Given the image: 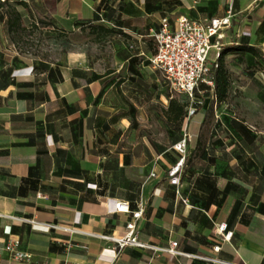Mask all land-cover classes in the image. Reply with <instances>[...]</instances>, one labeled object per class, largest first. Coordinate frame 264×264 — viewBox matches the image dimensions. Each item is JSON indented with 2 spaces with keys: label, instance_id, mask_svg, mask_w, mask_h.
I'll return each instance as SVG.
<instances>
[{
  "label": "crops",
  "instance_id": "obj_1",
  "mask_svg": "<svg viewBox=\"0 0 264 264\" xmlns=\"http://www.w3.org/2000/svg\"><path fill=\"white\" fill-rule=\"evenodd\" d=\"M253 1L1 4L0 236L19 235L23 247L51 264L65 257L68 244V257L82 264H145L146 259L154 264H264V130L220 114L202 137L204 112L192 132L185 114L177 132L187 123L192 140L180 197L167 171L180 155L172 144L181 138L172 140L170 135L166 143L133 134L146 108L143 103L149 112L154 108L151 60L129 59L133 52L126 45L113 62H90L78 51L68 52L61 62L46 60L16 44L4 7L19 10L26 26L72 30L89 22L105 23L134 39L156 30L162 15L173 21L180 13L206 17L233 6L250 11ZM262 19L255 18L248 31L233 26L232 31L230 26L227 38L246 33L254 40ZM257 40L264 46V37ZM117 199L128 200L133 208L142 204L138 236L146 246L126 245L117 254L100 236L125 231L129 214L116 210ZM218 220H225L233 234L216 250L210 232ZM172 239L181 252L161 249Z\"/></svg>",
  "mask_w": 264,
  "mask_h": 264
},
{
  "label": "rangeland",
  "instance_id": "obj_2",
  "mask_svg": "<svg viewBox=\"0 0 264 264\" xmlns=\"http://www.w3.org/2000/svg\"><path fill=\"white\" fill-rule=\"evenodd\" d=\"M263 3L264 0H254L250 11L248 9L238 11L233 6L230 27L232 31L233 27L239 30H250L251 22L257 17L264 16ZM4 7L9 8L7 5ZM91 24L89 22L72 30H48L34 24L19 28L14 35L17 39L16 44L21 49L35 52L41 58L54 62H61L68 52L76 53V51L84 52L90 62L92 60L102 63L103 61L113 62L120 58L119 49H122L123 45H126L131 52L139 50L138 57L143 58H146L145 54L149 56L155 51L152 33L127 39L123 33L116 30L105 31L97 27L93 29ZM252 41L258 42L255 35ZM258 45L259 52L239 51L224 54V61L231 72L228 95L223 101L216 102L215 90L212 87L209 91L198 94L195 99H207V104L203 101L204 103L197 105V111L190 119L191 132L201 116V110L204 112L200 130L202 137L209 134L211 123L216 117L215 113L226 118L236 116L246 121L253 129L264 130V57L260 55V52L264 53V46L259 42ZM142 51L145 54H142ZM213 54L214 48H211L209 58ZM154 75L156 79L152 99L153 111L149 112L148 104L143 103L146 108H143V112L138 115L139 120L136 122L137 127L133 134L137 137L144 135L147 139L156 138L167 143L171 128L165 127L167 122L164 117L170 97L187 103L186 114L192 100L183 92L171 89L159 69L154 68ZM192 103L195 105L199 102L193 100Z\"/></svg>",
  "mask_w": 264,
  "mask_h": 264
},
{
  "label": "built area",
  "instance_id": "obj_3",
  "mask_svg": "<svg viewBox=\"0 0 264 264\" xmlns=\"http://www.w3.org/2000/svg\"><path fill=\"white\" fill-rule=\"evenodd\" d=\"M232 17L231 8L221 15L206 17H194L180 13L173 21L169 16L162 15L160 26L152 32L156 45L155 51L149 56L142 51V54L151 60L153 66L162 72L171 89L181 91L192 101L199 102L194 105L191 101L186 114L187 123L190 116L197 111V105L204 103L202 98H195L198 94H203L208 86L214 85L213 71L218 65V55L222 46L226 43L236 42L234 38H227ZM211 48H214V54L209 58ZM219 115V113H215L217 118L220 117ZM187 123L183 126L181 139L172 144V147L177 149L180 155L167 171L169 181L175 185L174 191L180 197L182 196L179 187L181 174L189 149L188 144L192 140ZM150 174H155V171H151ZM183 199L185 200L186 197ZM115 208L117 211H126L129 214L125 220L124 233L116 235L113 232H105L100 236L111 242V247L117 254L126 245L146 246L147 244L138 236L137 220L143 211L142 204L139 203L136 208H133L128 200L117 199ZM210 234L211 238L215 240L212 248L219 250L221 242L229 241L233 233L225 220H218L214 223ZM176 245L177 240L172 239L168 246L161 249L166 250L169 254H177L181 251L177 249ZM64 250L66 255L58 264H82L68 257L71 250L70 244ZM0 264H51V262L47 259L37 258L30 249L23 247L19 235L9 234L6 237L0 236ZM145 264L154 263L151 259H146Z\"/></svg>",
  "mask_w": 264,
  "mask_h": 264
},
{
  "label": "trees",
  "instance_id": "obj_4",
  "mask_svg": "<svg viewBox=\"0 0 264 264\" xmlns=\"http://www.w3.org/2000/svg\"><path fill=\"white\" fill-rule=\"evenodd\" d=\"M17 2H23V0H16ZM234 1V0H233ZM8 3V0H0V5ZM234 3V2H233ZM9 8L6 9V21L8 22V31L10 36L16 39L14 35L16 30L26 26L23 21V15L17 9H14L9 4H7ZM110 16V14L107 13ZM92 23V22H91ZM93 29L97 27L101 30L110 31L114 30L113 27L106 25L105 23H92ZM27 27V26H26ZM61 30V29H60ZM256 37L259 39L264 37V19H262L257 25L256 29ZM250 35L246 33H241L236 37V42L226 43L222 46L219 55H218V65L214 69V85L212 86L215 90L216 102L223 101L229 92L230 85V74L228 66L224 61V54L228 52H239V51H247V52H259L258 42L250 41ZM17 40V39H16ZM154 40V37H153ZM156 47V45H155ZM124 51V50H123ZM139 50H136L129 56V59H134L138 57ZM260 55L264 57V53L260 52ZM128 57V56H127ZM43 64V62H39V64ZM35 64V63H33ZM36 65V64H35ZM210 87L206 91H209ZM185 94V93H184ZM205 104H207V99L203 100ZM169 106L166 109L165 121L167 122V129H170L176 133H170L172 140L179 139L182 136V132H179L180 126L185 119L186 114V105L187 103L184 101H178L176 98L170 97ZM240 123L241 120H239ZM238 121V122H239ZM178 131V132H177Z\"/></svg>",
  "mask_w": 264,
  "mask_h": 264
}]
</instances>
